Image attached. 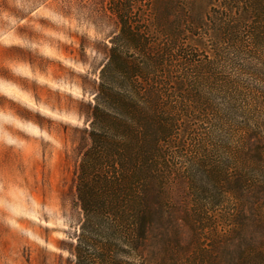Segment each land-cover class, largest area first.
Returning <instances> with one entry per match:
<instances>
[{
	"label": "trees",
	"instance_id": "1",
	"mask_svg": "<svg viewBox=\"0 0 264 264\" xmlns=\"http://www.w3.org/2000/svg\"><path fill=\"white\" fill-rule=\"evenodd\" d=\"M203 4L107 1L117 32L105 45V61L94 82L86 130L89 145L75 174L82 220L69 249L74 264H164L158 261L156 246L166 255L183 247L165 194L172 162L179 160L185 169L194 165L188 157L191 149H182L183 142L177 145L181 139L210 146L198 149L202 158L195 165L218 186L215 202L198 205L194 219L185 212L179 220L199 225L218 207V237L213 243H218V264H264V234L257 243L252 233L254 221L264 228V216L254 219L250 201L253 195L264 198V188L253 189L264 181H257L256 175L264 169V145L256 134L245 138L244 156L256 164L252 171L232 159L235 144L227 140L214 145L208 132L223 135L229 115L219 110L218 125L212 126L213 111L205 109L199 96L203 91L188 87L223 84L236 92L242 82L264 105V0H210V12ZM198 52L206 55L205 62ZM257 84L263 86L256 89ZM194 122L208 128L191 126ZM249 122L253 133L259 130ZM213 148L221 155L218 166ZM210 222L209 216L206 226L215 225Z\"/></svg>",
	"mask_w": 264,
	"mask_h": 264
},
{
	"label": "rangeland",
	"instance_id": "2",
	"mask_svg": "<svg viewBox=\"0 0 264 264\" xmlns=\"http://www.w3.org/2000/svg\"><path fill=\"white\" fill-rule=\"evenodd\" d=\"M107 1L0 0V264H74L69 249L82 220L75 174L89 145L86 130L94 82L105 61V45L117 32ZM202 1L210 12L206 6L210 0ZM199 55L205 62L206 55ZM257 85L256 89L263 86ZM188 87L203 91L199 96L205 109L213 111L212 126L218 125L219 110L229 115L224 121L225 133L210 129V138L214 137V145L227 140L235 144L232 159L252 171L256 164L244 156L245 138L256 134L264 145V105L248 92L251 87L242 82L236 87L242 92L230 91L223 84L188 83ZM249 121L259 130L253 133ZM191 126L208 128L196 122ZM177 142L184 143L182 149H191L188 157L194 162L187 169L179 160L172 162L173 174L165 189L168 211L183 247L166 255L162 246H156L158 261L218 264V243L213 244L218 237V207L206 216V224L179 220L185 212L194 219L192 213L198 205L215 202L218 184L195 165L202 158L198 149L210 146L200 141L191 144L189 139ZM212 152L218 166L221 155L218 149ZM256 175L257 181L262 179L264 169ZM256 187L264 188V181L257 182L254 191ZM254 196L250 201L257 220L264 216V204L259 205L264 198ZM209 216L214 226H206ZM252 233L258 243L264 228L254 221Z\"/></svg>",
	"mask_w": 264,
	"mask_h": 264
}]
</instances>
